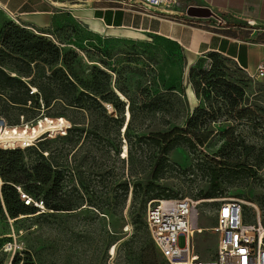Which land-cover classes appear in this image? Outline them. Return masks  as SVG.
Wrapping results in <instances>:
<instances>
[{
  "label": "rangeland",
  "instance_id": "rangeland-1",
  "mask_svg": "<svg viewBox=\"0 0 264 264\" xmlns=\"http://www.w3.org/2000/svg\"><path fill=\"white\" fill-rule=\"evenodd\" d=\"M9 22L11 19L0 9V37ZM79 31L67 26L51 38L43 36L55 38L64 52L78 53L85 66L109 73L113 82L117 81V86L125 91L126 101L133 104L136 114L128 133L133 152H128L126 160L114 155L116 128L113 122L104 119L98 122L97 139L90 136L84 141V133L71 144L66 139L46 141L49 155L45 157L67 160L72 168H65L62 191L51 198L53 203L71 210L59 213L40 210L39 202L32 205L37 208L36 214L12 219L5 207L0 206V264H13L17 255L22 263L31 260L35 264H143L137 250L139 245L134 257L124 248L136 233L135 216L140 214L146 224L148 206L156 200L157 193L151 194V200L142 196L135 201V183L145 187L149 181V169L141 172L147 167L146 157L151 152L144 148L142 153L137 140L153 133H167L175 126L192 134L210 135L198 150L173 149L169 154L172 167L157 182L170 198H188L200 203L198 223L204 232L196 235L197 251L205 258L214 256L218 236L212 229L217 225L224 200L241 201L245 222L260 221L264 227V85L251 81L234 61L219 54L191 63L184 51L165 47L153 37L123 32L88 36ZM224 81L239 87L242 95L229 90ZM170 92L182 101L176 106V123H165L171 115L154 108L155 104L167 108ZM104 104L109 115L120 116L111 103ZM24 109L7 110L2 116L11 124L22 114L29 119L36 118L33 122L39 120V114L30 104ZM195 109L199 113L194 114ZM47 113L55 115L61 111ZM76 116L84 121V116ZM121 117L124 118V113ZM190 118L198 119V123H191V130L187 125ZM125 121L128 122V117ZM122 134L119 135L121 149L127 146L130 150L129 138ZM82 145L83 149L76 153ZM205 157L215 159L225 170L222 193L214 198H206L207 168L211 164L205 162ZM39 162L40 157L33 151L25 153L24 163ZM56 177L53 173L52 179ZM81 181L85 183L84 188ZM126 181L131 183L129 193L126 201L117 205L120 199L116 194L122 192L116 186ZM51 185L38 183L42 193L48 192ZM81 205V211L72 210ZM89 205L96 208L102 205L103 209L98 212ZM178 245L182 249L186 247L184 236L179 237ZM114 246L115 257L111 258L108 249ZM156 260L164 261L159 253Z\"/></svg>",
  "mask_w": 264,
  "mask_h": 264
},
{
  "label": "trees",
  "instance_id": "trees-1",
  "mask_svg": "<svg viewBox=\"0 0 264 264\" xmlns=\"http://www.w3.org/2000/svg\"><path fill=\"white\" fill-rule=\"evenodd\" d=\"M43 35L54 36L50 33L33 32L12 20L3 29L0 37V116L7 110H26L24 108L30 104L39 114L38 119L65 118L72 124V128L66 136L44 137L25 149H4L0 147V206L5 207L12 219L36 214L38 212L37 208L57 213L71 210L63 209L53 203L51 198L54 194H59L62 191L64 184L62 176L67 171L65 168L69 167L71 170L72 168L67 160H61L56 156L46 158L49 155L46 141L66 139L71 144L75 142L76 138L81 139L84 133L86 134L84 141L89 140L90 136L97 139L98 122L104 119L113 122L116 128V144L113 145L114 155L116 157L120 155L122 160H126L128 156L126 159L122 157L124 146L121 149L119 135L125 130L122 135L129 138L128 133L136 116L133 104L117 95L116 90L126 97L125 91L117 86V81L113 82L109 73L97 67L85 66L78 53L73 51L64 52L55 38L51 40V37L47 38ZM214 54L216 53L210 55ZM239 69L245 72L240 67ZM85 72L88 73L85 74ZM224 82L229 90H235L239 95H242L239 87ZM33 89L36 90L35 93H32ZM167 97L169 99L167 108H161L157 104L154 105V108L156 111H165L171 115L165 123H176L178 120L175 115L176 106L182 104V101L176 93L170 92ZM104 103H111L120 116L124 113V118L109 115ZM127 109L131 113L129 122L125 121ZM49 110H60L61 113L50 115L47 113ZM197 113H199V109H195L194 114ZM76 114L84 116L85 119L83 118V120L85 122L80 121ZM21 117H24L25 122H32L36 119H29L22 114L15 124H10L20 125ZM86 119L89 120V123L86 122ZM187 123L190 129L191 123H198V119L190 118ZM209 136V133L206 132L192 134L190 131L175 126L170 128L167 133H153L149 136L139 137L137 140L139 150L143 153L144 148H148L151 152L146 157L147 167L142 169L141 172V174L146 173L149 169V181L145 187L142 183H135V201H139L142 196L151 200V194L154 192H157L154 195L156 200L170 198V196L164 195L163 188L157 184L172 167L169 160L170 152L178 147H186L190 151L198 150V147L203 148ZM128 141L130 145L128 152L130 151L132 154L134 145L130 138ZM82 147L83 145L76 149V153L81 151ZM29 151H33L40 157L38 164L28 165L24 163L25 153ZM205 158V162L211 164L207 168L209 192L206 194V198H214L222 193L225 170H223L221 163H218L215 159ZM53 173H56L57 177L52 179ZM38 183H41L42 186L52 184V187L48 192L42 193ZM115 183L116 181H111L112 185ZM130 184V181H126L116 186L117 191L122 192L116 194L117 199H120L117 205L126 201ZM80 185L84 188L85 183L81 181ZM142 191H144V194L141 193ZM22 194L31 199L29 204L22 199ZM39 202L43 204V209L39 206L37 208L32 207V205L39 204ZM83 205L72 210L81 211ZM89 206L95 207V205ZM102 209V205L96 208L98 212ZM133 224L137 226L136 233L124 245L126 251L130 252V256L134 257L138 253L136 251L139 250V258L143 264H168L165 260H156L159 252L140 214L135 216ZM108 252H110L109 249ZM13 264L35 263L31 260L22 263L17 255Z\"/></svg>",
  "mask_w": 264,
  "mask_h": 264
},
{
  "label": "crops",
  "instance_id": "crops-1",
  "mask_svg": "<svg viewBox=\"0 0 264 264\" xmlns=\"http://www.w3.org/2000/svg\"><path fill=\"white\" fill-rule=\"evenodd\" d=\"M190 6L208 8L213 15L189 17ZM0 9L36 33L55 34L73 26L88 36L123 32L153 37L184 51L191 63L216 53L254 73L264 58V0H189L170 10H140L126 0H0Z\"/></svg>",
  "mask_w": 264,
  "mask_h": 264
},
{
  "label": "built area",
  "instance_id": "built-area-1",
  "mask_svg": "<svg viewBox=\"0 0 264 264\" xmlns=\"http://www.w3.org/2000/svg\"><path fill=\"white\" fill-rule=\"evenodd\" d=\"M179 1L189 0H126L140 10L152 7L170 10ZM243 70L254 83L264 85V58L254 73ZM35 92L33 89L32 93ZM71 128L72 124L65 118H43L37 122H25L24 117H21V124L14 126L0 116V147L25 149L44 137L66 136ZM17 133H25L30 139L18 140L14 138ZM2 137L7 139L1 140ZM22 199L27 204L31 201L24 194ZM199 204L188 198H162L149 204L146 225L157 251L168 264H264V227L260 221L257 224L245 222L243 203L238 200H224L221 203L217 225L212 229L218 236L214 256L205 258L198 252L194 241L196 235L204 232L198 223ZM40 207L43 208L42 203ZM181 236L186 239V247L183 249L178 245ZM114 248L109 252L111 258L115 257L112 253Z\"/></svg>",
  "mask_w": 264,
  "mask_h": 264
},
{
  "label": "bare ground",
  "instance_id": "bare-ground-1",
  "mask_svg": "<svg viewBox=\"0 0 264 264\" xmlns=\"http://www.w3.org/2000/svg\"><path fill=\"white\" fill-rule=\"evenodd\" d=\"M116 92H117V95H120L121 96V99H123V100H127L126 99V97L120 92V91H118V90H116ZM130 112V111H129ZM130 118V120H131V113H128L126 116H125V118ZM129 122V121H128ZM125 124V123H124ZM127 125H128V123H127ZM42 128L44 129V126H42ZM41 132V131H40ZM38 134V132L34 135V136H32V138L33 137H35L36 135ZM14 138H16V139H18V140H21V139H25V140H28V139H30V137L29 136H27V134H19V133H17L16 134V136H14ZM5 139H7L6 137H2L1 138V140H5ZM128 154V148H127V146H125L124 147V153H123V158H127V155ZM43 209V208H42ZM262 233L264 234V229L262 230ZM115 252H116V248H114L113 250H112V253H114L115 254Z\"/></svg>",
  "mask_w": 264,
  "mask_h": 264
},
{
  "label": "water",
  "instance_id": "water-1",
  "mask_svg": "<svg viewBox=\"0 0 264 264\" xmlns=\"http://www.w3.org/2000/svg\"><path fill=\"white\" fill-rule=\"evenodd\" d=\"M187 15L189 17L207 18V17H211L213 13L208 8L190 6L187 9Z\"/></svg>",
  "mask_w": 264,
  "mask_h": 264
}]
</instances>
